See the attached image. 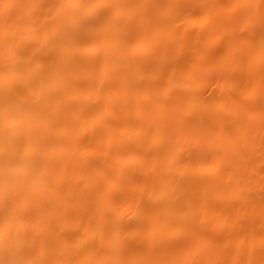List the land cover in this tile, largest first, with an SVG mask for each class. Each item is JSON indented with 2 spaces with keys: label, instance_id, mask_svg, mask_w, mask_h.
Segmentation results:
<instances>
[{
  "label": "bare ground",
  "instance_id": "bare-ground-1",
  "mask_svg": "<svg viewBox=\"0 0 264 264\" xmlns=\"http://www.w3.org/2000/svg\"><path fill=\"white\" fill-rule=\"evenodd\" d=\"M147 1L0 0V264H65L74 249L78 250L72 264H154V260L146 258L152 239L188 235L172 225H165V231L158 233L157 220L163 222L171 214L191 223L188 236L192 240L203 241V248L215 249L209 264L222 260L230 264H264V256L256 255V250L264 248V223L260 221L250 229L244 219L253 203L245 200L249 180L242 178L241 183H235V166H229L231 170L225 177L223 171L218 174L226 168V148L221 149V154L210 151L211 145L219 141V134H209L203 126L223 120L227 113L217 115L215 110L222 105L212 99H191L201 90V80L188 85L194 77L195 62L190 61L181 76L170 77L186 46L179 42L177 34L201 29L209 17L216 32L205 39L208 41L197 59L205 57L209 46L221 44L210 55L206 72L216 68L227 71L233 48L231 41H223L222 36L229 33L227 30L251 31L262 24L264 1L230 0L223 8L212 5L206 12H198L201 20L176 16L168 45L140 59V52L166 38L171 16L165 13L177 0H156L160 6L157 11L162 13L147 20L137 41L122 39L119 28L125 23L123 16L141 12ZM238 10L237 16H232ZM252 13L255 21L250 17ZM224 16L232 19L229 29L221 25ZM202 37L199 39L204 41ZM253 41L256 56L248 64L252 73L238 106L259 95L251 117L258 116L260 122L250 130L261 132L263 26ZM243 46L240 41L237 50ZM158 63L166 66L158 68ZM257 65L263 69L259 74L254 72ZM67 75L70 76L66 78ZM223 83L218 88L227 104L233 89L230 81ZM176 89H182V95L177 99L179 112L174 116L176 108L158 109L163 99L153 97ZM139 102L153 115L150 122L156 125L172 110V124L184 122L191 112L197 140L206 153L190 154L191 158L185 155L191 140L177 130L166 147H156L163 139L162 130L147 134L150 125L141 117L148 112L137 115L135 105ZM209 110L213 111L209 119L198 115ZM248 130L244 124L240 135ZM139 133L146 136L136 148L133 145L138 143ZM237 137L238 133L225 137L229 148H236ZM253 137L251 143L255 145L257 135ZM126 143L130 145L129 152ZM141 154H145L144 161L138 162ZM174 156L181 161L187 156L185 166L171 164ZM256 167L251 166L252 171ZM152 168L166 170L153 181L138 174L139 169ZM172 173L178 182L175 190L168 191L165 179L155 187L154 181H162ZM206 174H213L209 183L198 181ZM183 175L187 180L195 177L198 182L193 185ZM254 178L264 177L256 174ZM212 191L218 195H211ZM226 200L229 212L222 207ZM245 201L248 205L243 209ZM140 215L148 217L149 228L143 229ZM209 215H214L215 229L202 221ZM195 218L201 222L193 223ZM222 231L229 236L238 231L241 234L237 240L221 242ZM208 232L209 237H203ZM144 237H148L147 242L133 244ZM95 238L101 239L85 245ZM123 248L130 254L127 252L128 257L122 259L119 255ZM199 249L195 246L190 256H196ZM64 250L68 253L63 256ZM164 256L163 251L156 253L158 258ZM183 264L191 263L187 260Z\"/></svg>",
  "mask_w": 264,
  "mask_h": 264
},
{
  "label": "rangeland",
  "instance_id": "rangeland-1",
  "mask_svg": "<svg viewBox=\"0 0 264 264\" xmlns=\"http://www.w3.org/2000/svg\"><path fill=\"white\" fill-rule=\"evenodd\" d=\"M229 1L230 0H177L174 4L170 3L172 7L169 10H167L165 13L166 16L168 15L171 16V20L169 24L170 26H169L166 38L157 40V44L154 48L140 52L137 55V58L141 59V58H144L145 56L149 57L153 55L156 51L161 49L163 46L168 45L169 37L174 35L172 28L175 24H177L175 20L176 16H179L181 18V15H188L190 16L191 19L193 18V19L199 20L200 19V13L198 15L199 11L202 10L203 12H206L208 7H212V5L213 6L216 5V7L223 8L225 7L227 3H229ZM261 1H264V0H261ZM158 4L156 3V0H148L146 3V8H144L141 12L135 11L133 13H126L123 16L125 23H122L121 27L119 28V35L121 36V38L126 39V40L135 39L137 41L138 40L137 37L140 36V31L145 27L147 20L152 17L155 18V15H158V13H162V12L157 11V9L160 7L158 6ZM137 7H140V3L137 4ZM204 8L206 9L203 10ZM105 9L106 11L109 10V8H105ZM138 11L140 10L138 9ZM238 13H239V10L236 11V13L234 12L232 16ZM230 16H224L222 19L221 25H223L224 29L225 28L229 29V27H231L230 24H232V19ZM250 17L252 18L253 21H255L256 15L254 13L250 14ZM212 21L213 19L209 17L206 24L201 29L199 30L194 29L188 32H183V30H181L177 34V37H179V42L185 43L186 46L182 49L181 59L176 60L177 62L176 70H173L172 75L171 76L169 75V76L174 77L177 74H178L177 77L181 76L182 71L187 66V64L190 61L195 62L196 64L195 70L192 72L194 74V77L193 79L190 80L188 85L196 84L200 82L199 80H201L200 82L201 90L199 93L193 94L191 96V99L192 100L203 99V101H206V99H212L213 101L222 105L221 108H219L218 110H215L216 111L215 113L217 115L221 114L223 116L224 113H227L226 116H223L224 118L223 120L217 119L215 122L206 123L203 126L205 130L210 132L209 134H211L212 132H217L219 134V141L211 145L210 151L212 152L217 151L218 153L221 154V149L224 147L226 148L225 153H227V159H228L227 163L225 164L226 168L223 167L225 169H220L219 170L220 172L218 171V174L220 175V173L223 171L225 172L224 174V177H225L231 170L229 169V166L230 167L235 166V168L238 169V172L233 181L235 183H241L242 178H247L249 180L248 185H247V192L245 194V200L246 201L248 200V203H251V202L253 203L251 205V209H249L244 215V219H245V222L247 223L248 228L251 229L253 227L255 228L260 221L264 223V199H262L261 197L264 195L263 194L264 193L263 191L264 190V178L261 180H256L254 178L256 174H260L264 177V124L261 127L262 128L261 132H253L252 130H250L251 127L255 126L256 124L260 122L258 121L260 120L258 116L251 117L252 108L254 107V104H256V100H258L259 95L253 97V99L249 100V102L242 105L241 107L238 105H240L241 98L246 93L245 91L246 86L249 84L248 78L250 77L252 73V71L248 69V64L256 56L257 49L252 46V44L254 43L253 40L254 38L257 37L258 33L262 29V26L264 27V24H263L264 21L262 24L259 23L260 25L258 24L259 26H257L251 31L236 30V29H232L233 31L227 30L226 32L230 33L231 31L232 33H230L231 35L229 33H224V35L222 36V40L223 39L228 40V42L231 41V44H232L231 46L233 48L232 52L230 53L231 67L225 72H221L219 68L214 69V71L212 72H206V68H207V65L210 59V55L222 47L221 44L209 46L208 50L206 51L207 53L205 57L202 59H197L198 52L202 48L203 44L208 41V40L205 41V39H207L212 33L216 32L212 28ZM131 34L133 35L132 39L130 38ZM156 35L157 34L155 31L154 36ZM196 35L198 39L196 40L190 39L191 37L193 38L196 37ZM198 35L200 36V38L203 36L204 41H201ZM203 37H202V40H203ZM240 41L244 43V46L240 48L239 50H237L238 49L237 45ZM169 47L170 46H168V48ZM241 62L243 63L242 66L240 68H236L237 64ZM150 63H154V62L151 61ZM169 65H172V63H169ZM163 66H166L165 63H158L156 67L163 68ZM261 68L262 67L257 65L254 69V72H257V74H259V72L263 70ZM140 69L144 70L145 67H140ZM69 76L70 75H67L65 77L67 78ZM227 81H230V85L233 91L236 89L237 90L239 89V90L238 91L236 90V92H234L233 94H232L233 91H231L230 102L227 104H224L221 98L222 91L219 90L218 87L220 83L222 82L225 83ZM181 91L182 89H176L169 94H163L161 96H154L153 98L155 99L157 97H161L163 99L162 103L160 104L161 106L158 107V109H163V107L165 108L167 107L171 109L172 107H174L176 108V113L174 114L175 116L179 112V108L177 105V99L180 95H182V93H180ZM155 99H152V100L154 101ZM135 106H136L135 108H136L137 115H140L141 112H148L141 117V120L147 122L146 124L148 125V127L150 125L149 129L151 131L147 132V134H150L156 129L162 130L161 134H163V139L160 143H158L159 145H157L156 147L158 148L163 147V146L166 147L168 140L172 139V137L175 136L176 132H180V133L182 132L188 138V140H191L190 141L191 145H189V147L186 149L185 155L190 157V154H191V157H192V155L195 156L196 153H201V152L206 153L204 150H202V146L200 145L199 140H197V138L199 137L196 133V130L193 129V125H192L193 124V114L191 112L186 114L188 117L184 119V122L172 124L171 123L172 121L171 117L173 115V110H172L166 116L167 118H164V119L160 118L158 124L156 125L150 122L153 115L151 116L150 111L149 110L147 111L144 109L143 104L141 102L137 103ZM212 113L213 111L209 110L206 112H198V115H204V117H208L209 119L212 116ZM244 118H247V119L243 120ZM113 119H119V118H113ZM169 119L171 120L169 121ZM244 124L248 125L249 130L244 135H240V131L242 130V128H244ZM226 126H229L228 130L225 129ZM189 128H192L191 131H188ZM174 130H177V131L174 132ZM220 132H222V136ZM237 133H238V137H237L236 148H234L233 146L229 148V145L227 142L228 140L225 139V137L228 135H231V134L233 135ZM254 135L255 136L257 135L256 138L258 139V142L255 145H252L251 140L252 138H254L253 137ZM144 136L146 135L140 134V133L137 134L136 137L138 139V143L133 146H135L136 148L140 147V144L142 145V140L140 139L143 138ZM184 141L186 143V138L183 139V142ZM100 146L103 148V144ZM129 146L130 145L126 143V150L128 152L130 150ZM143 155L145 154H141L140 157L137 156L138 162L144 161V159L142 158ZM187 156L185 157V159L188 158ZM185 159L181 161V159H178V156H174L171 164H173L174 166H178V165L185 166L184 164ZM155 165H157V163H155ZM251 166L253 167L257 166V167L256 169L252 171L253 168H251ZM164 170L166 169H154V168L139 169L138 174L144 177L145 179L148 178L153 181L158 177L160 173L165 172ZM176 178L177 177H175V174L172 173L170 177L167 175L165 178L164 177L162 178V181H160V178H158L153 183H155V187H157V186H160L163 180L165 179L164 181L169 184L168 191L170 192L172 190H175V186L178 185ZM183 178L187 182L193 183V185L194 183L196 184L195 181H197V179L195 177L189 178L188 179L189 181L187 180V176L183 175ZM211 178H213V174H206L205 176L201 178L199 177L198 181L202 179L201 182L209 183L208 181H210ZM146 183L148 185H152L150 184L151 182H146ZM258 188H260V192L257 191ZM166 191L167 190H165V192ZM212 193L211 195L213 196H216L217 194V192L216 193L214 192L213 194ZM71 196L74 197L75 194H71ZM101 197L102 195L99 196V198ZM246 201L243 204H241L242 205L241 207L243 209L246 208L248 205ZM106 202L108 203L109 201L106 200ZM222 207L225 209V211L229 212L231 210L229 201L227 200L222 203ZM139 219L141 220V223H142L141 225L143 229H147L150 227V223L148 221L147 216L140 215ZM213 219H214V215H209L207 216L206 219H203L202 221L207 226L213 227V229H215V224L213 222ZM163 222H159L157 220L158 227L156 230H158V233H162L165 231V227H164L165 225L167 226L172 225V226H176L179 232L186 231L188 235H190L189 230L191 229L190 228L191 223L182 222L178 220L177 217H175L173 214H171L167 218H164ZM200 222H201L200 218H195L193 221V223H196V224ZM225 233L226 232L224 231L221 232V235H220L221 242L227 239L237 240L239 239L240 234H241V232L239 231L235 232L234 234L230 236ZM207 234L208 235H204L203 237H209V232ZM188 235L186 234V235L178 236L173 239H166L163 237L152 239L151 245L149 247V252L146 258L148 260L149 259L154 260V264H161V262L162 264H183L187 260H189L191 264H209L210 257L213 254V251L215 249L203 248L204 247L202 246L203 241H200V240L194 241ZM100 239L101 238H95L94 240H91L89 242L87 241L85 245L87 246V245H90V243L91 244L97 243L100 241ZM147 241H148V237H144V238H140L134 241L133 244L141 245L143 244V242H147ZM195 246L200 247L199 252L196 256H190ZM77 250L78 249L72 250L71 252L72 255H70L71 257L67 259V262L65 264H72L74 263V261H76ZM160 251H163L165 254L163 258L156 257V253H160ZM127 252L129 253V251L127 250L125 251V249L123 248L122 252L119 255L120 258L123 259L126 256L128 257ZM65 253H68L67 250L63 251V256L65 255ZM256 255L258 257L264 256V248L256 250ZM138 261H144V260H142V258H138ZM218 264H230V263L228 260H222Z\"/></svg>",
  "mask_w": 264,
  "mask_h": 264
}]
</instances>
